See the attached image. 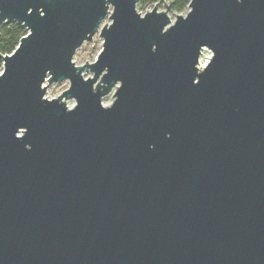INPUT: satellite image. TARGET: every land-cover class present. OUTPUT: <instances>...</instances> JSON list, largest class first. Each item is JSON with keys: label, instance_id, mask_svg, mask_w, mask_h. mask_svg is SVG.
<instances>
[{"label": "water", "instance_id": "water-1", "mask_svg": "<svg viewBox=\"0 0 264 264\" xmlns=\"http://www.w3.org/2000/svg\"><path fill=\"white\" fill-rule=\"evenodd\" d=\"M139 1L0 0V264H264V0Z\"/></svg>", "mask_w": 264, "mask_h": 264}, {"label": "rangeland", "instance_id": "rangeland-1", "mask_svg": "<svg viewBox=\"0 0 264 264\" xmlns=\"http://www.w3.org/2000/svg\"><path fill=\"white\" fill-rule=\"evenodd\" d=\"M163 2L167 6L168 3L166 0H160L158 3L157 2H152L150 0H140L139 2L136 3L135 9L138 13L143 15L144 13L151 11L153 7L156 5L157 11L161 12L165 10V6L163 5ZM109 10H111V7H109ZM186 12V11H185ZM185 12L179 13L181 15H184ZM177 14H173L171 11H168V16L170 17L171 20H174L175 16ZM109 24L110 20L106 16L102 22L101 25L103 24ZM102 47V38L99 36V30L92 36L90 41H84L74 52L72 56V62L74 63L75 66H82L85 64H90L93 63L96 58L98 53L100 52ZM210 56V53L207 49H204L201 51V54L199 56V61H198V67L202 68L204 65L207 64L205 62L206 56ZM203 65V66H202ZM202 66V67H201ZM91 76V72L86 68L83 72V77L87 78ZM69 86V83L67 80H63L60 82H54L50 85L47 86L46 91H45V97L47 99H52V98H57L64 90H66ZM113 92L114 89H112L107 95L102 97V104L103 105H110L112 100H113ZM66 104V106L71 107L74 104L73 99L69 100H63Z\"/></svg>", "mask_w": 264, "mask_h": 264}, {"label": "trees", "instance_id": "trees-1", "mask_svg": "<svg viewBox=\"0 0 264 264\" xmlns=\"http://www.w3.org/2000/svg\"><path fill=\"white\" fill-rule=\"evenodd\" d=\"M145 1V0H144ZM158 2L160 0H150ZM173 14L183 13L187 10L188 0H166ZM26 34V29L16 22L0 25V55H9L17 46L20 38ZM2 60L0 58V71Z\"/></svg>", "mask_w": 264, "mask_h": 264}, {"label": "bare ground", "instance_id": "bare-ground-1", "mask_svg": "<svg viewBox=\"0 0 264 264\" xmlns=\"http://www.w3.org/2000/svg\"><path fill=\"white\" fill-rule=\"evenodd\" d=\"M208 58H209V56H206V59H205L206 61H205V62H207ZM202 66H203V65H202ZM202 66H201V67H202Z\"/></svg>", "mask_w": 264, "mask_h": 264}, {"label": "built area", "instance_id": "built-area-1", "mask_svg": "<svg viewBox=\"0 0 264 264\" xmlns=\"http://www.w3.org/2000/svg\"><path fill=\"white\" fill-rule=\"evenodd\" d=\"M210 53V52H209ZM209 56V55H208ZM211 57V53H210V56H209V58ZM209 58H208V60H209Z\"/></svg>", "mask_w": 264, "mask_h": 264}]
</instances>
